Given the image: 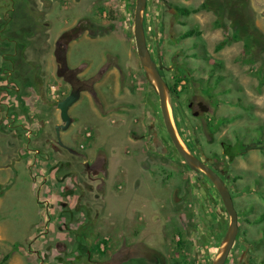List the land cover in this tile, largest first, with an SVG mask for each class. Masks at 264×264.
<instances>
[{"label": "rangeland", "instance_id": "374dc122", "mask_svg": "<svg viewBox=\"0 0 264 264\" xmlns=\"http://www.w3.org/2000/svg\"><path fill=\"white\" fill-rule=\"evenodd\" d=\"M204 1L148 0L145 34L169 84L179 67L193 73L177 111L170 96L181 140L213 155L229 176L239 238L225 264H264V222L249 224L241 213L264 212V146L252 142L258 128L264 138V86L252 73L264 72V0H209L210 9L189 16L170 5ZM135 8L136 0H0V264H213L223 250L230 216L214 183L188 166L170 138L137 53ZM89 16L98 21L92 33L79 26ZM236 25L252 33L249 62L243 40L216 50ZM192 28L201 36L182 39ZM63 35L75 38L65 61L82 67L80 76L108 68L97 95L83 93L61 132L87 160L57 143V103L70 90L59 75ZM216 63L215 76L224 78L214 93L204 91ZM201 100L211 110L196 118L187 104ZM222 115L234 120L211 132L209 119ZM237 135L251 144L229 160L221 143Z\"/></svg>", "mask_w": 264, "mask_h": 264}, {"label": "water", "instance_id": "95a60500", "mask_svg": "<svg viewBox=\"0 0 264 264\" xmlns=\"http://www.w3.org/2000/svg\"><path fill=\"white\" fill-rule=\"evenodd\" d=\"M147 3L148 0H136V8L134 14V37L137 53L145 70L147 78L150 80L159 95L162 116L174 146L192 170L203 172L210 178V180L216 186L222 198L226 211L230 216V224L224 236L223 250L213 263L225 264L239 234V213L235 206L234 197L229 184L207 162L189 151L179 136L177 127L173 121V117L171 114V90L169 84L161 74V70L152 56L145 34L144 13L147 8ZM65 48H68L67 44L65 45ZM80 94V89L73 88L71 92L64 99L59 100L57 104L62 119V123L56 125L57 141L59 145L65 147L69 152L73 154L80 153L77 152L76 149L66 145L62 141L61 131L67 130L72 125L73 117H71L69 111L71 107L79 100ZM200 107L204 112L209 111V107L203 102L200 103ZM156 146L157 151L162 152L160 141L156 142ZM227 178H229V176H227Z\"/></svg>", "mask_w": 264, "mask_h": 264}, {"label": "trees", "instance_id": "16d2710c", "mask_svg": "<svg viewBox=\"0 0 264 264\" xmlns=\"http://www.w3.org/2000/svg\"><path fill=\"white\" fill-rule=\"evenodd\" d=\"M170 5L182 16H189L191 14H195V13H198L200 11L210 9L209 0L202 2L200 5H198L196 7H188V6L177 5V4H173V3H170ZM111 17L114 18V12L111 13ZM215 25L219 26L220 24L218 21H216ZM239 28L240 27L238 25H236L235 26L236 30L232 34V36L231 37L229 36V37L225 38L224 40H222L221 42H219L216 46V50L220 51L226 45L231 44L232 42L243 40L244 41V52H243L242 60L245 62H249V59L247 57L250 56L253 52V45H252L253 36H252V33L243 34L242 29L239 30ZM251 30L255 33L258 32L257 27H251ZM201 34H202V31L199 28H192V29L185 31L181 35V38L185 39V38H190V37H194V36L199 37V36H201ZM21 51H19V52H21ZM15 59L16 58L14 57V60ZM14 60L11 57L7 58V62H13ZM219 67H221V64L216 63L215 68L211 69V71L209 72V77L206 79H202V81L204 83V88L206 87L205 89L203 88L204 91L211 90L214 93L215 90L217 89V87L219 86L220 82H222V79L224 78L223 75L215 76V70H216V68H219ZM252 73L255 74L259 80V88L264 86V72H261L259 70H255V71L253 70ZM162 74L166 78L164 71H162ZM184 74H186V72L184 70L179 69V71L176 75H180V76L177 77V79L174 83V86L171 87L172 93L176 94L175 96H177V97L180 96L182 93V90L179 89V86L182 84L181 82L184 79L183 78ZM31 78H32L31 75H28L26 77V83L29 85H32ZM188 82H190V80H188ZM184 90H187V87H185ZM176 106H177V104L173 103V107L175 108ZM233 120H234V118L229 117V115H222V116L213 117V118L209 119L208 127L211 130V132L215 133V132H218L220 130L221 126L227 125L228 123L232 122ZM256 131L258 134L257 135L258 138H256V139L252 138V142H256V144L258 146H264V138H263L262 128H258V129H256ZM227 140H228L227 143L223 142L224 143V145H223L224 155L228 156L230 160H232L233 158H235L237 156L244 155L245 152L247 150H249V146L251 144V143H248V145H247L245 143V141L242 140V138L239 135L236 136L235 141H233L231 139L230 140L227 139ZM242 178L243 177L241 175H235L233 179L239 180ZM244 191H251V189H250V187H246V188L240 190V192H244ZM253 211H254V207H250V208L242 209L241 213L244 215L246 221L249 224H261V223H263L264 222V212L254 219H250L249 217H247L250 213H253ZM224 234L222 236H224ZM179 243L182 244L181 242H179ZM105 244H107V242H105ZM87 252H90V251L87 250ZM8 258H9V255H7L4 258V260L6 261Z\"/></svg>", "mask_w": 264, "mask_h": 264}, {"label": "flooded vegetation", "instance_id": "af4514ba", "mask_svg": "<svg viewBox=\"0 0 264 264\" xmlns=\"http://www.w3.org/2000/svg\"><path fill=\"white\" fill-rule=\"evenodd\" d=\"M83 22H84V26H83ZM97 23H98V21H97V19L95 18L94 19V17H92V16H89V17H87V18H83L82 19V21H80V23H79V26H83L84 28H81V30L83 29L84 31H89V32H94L95 31V29H96V26H97ZM76 31H75V28L72 30V34L71 35H73V36H76ZM70 34V33H69ZM68 37V35H63L61 38L62 39H60V40H58L59 41V43H58V41H57V47H61L62 49H64V51L63 52H60V54H61V56L60 57H62L63 58V60L60 58V69H59V75L66 81V82H68L69 83V85H70V90H69V92L68 93H66L65 94V97L71 92V90L74 88V89H80V91H81V94H80V98H79V100L78 101H80L81 100V98L83 97L82 95H83V93H90L91 95H93V96H96L97 95V90H96V85L103 79V77H104V75L108 72V68L107 67H103L102 69H101V71L99 72V73H95L94 75H90V76H88V77H86V76H80V73L82 72V71H84L83 70V68L82 67H69L68 65H67V62L65 61L66 60V53L68 52V48H69V44H70V42L73 40V39H75V38H71L70 37V41H69V39L67 40V41H62V40H66V38ZM67 44V46H68V48L66 49L65 48V45ZM151 51V50H150ZM152 53V52H151ZM152 56H153V54H152ZM153 58H154V60L156 61V59H155V57L153 56ZM156 63H157V65H158V67L160 68V70H161V74H162V71H164V69H163V66L159 63V62H157L156 61ZM179 69H181V70H184L185 72H186V74H184L183 75V80H182V84L179 86V89L180 90H183V88H185V87H188V84L189 83H192L193 82V80H194V78H193V73L191 72V71H189V69H187V68H181V67H179L178 68V70L177 71H179ZM163 75V74H162ZM178 76H180V75H174L173 76V81H172V83L171 84H169L168 83V81L166 80V78H165V80L167 81V83L169 84V87H170V90H171V87H173L174 86V83H175V81H176V79H177V77ZM188 80H190V82H188ZM204 88V87H203ZM206 88V87H205ZM204 88V89H205ZM203 89V90H204ZM171 98L173 99V103L174 104H177V106L174 108L175 109V111H177V109H178V104H179V99H180V96H175L176 94H174V93H172V90H171ZM64 97V98H65ZM63 98V99H64ZM209 98H211V103H213L214 101H213V98L212 97H209ZM77 101V102H78ZM201 102H203L205 105H207L208 107H209V111L208 112H204V111H202V109H201V107H200V103ZM58 104V103H57ZM187 107H188V109H189V111L192 113V115L194 116V117H196V118H200L202 115H204V114H207V113H209L210 112V110H211V107L207 104V103H205L204 101H198L197 102V104H196V102L195 101H190L188 104H187ZM162 112V111H161ZM62 120V119H61ZM73 122H74V119H73ZM60 124V123H59ZM73 124V123H72ZM58 125V124H57ZM71 127V126H70ZM69 127V128H70ZM68 128V129H69ZM56 129V128H55ZM63 131H65V130H62L61 132H63ZM57 136V135H56ZM62 138V137H61ZM63 141V140H62ZM64 142V141H63ZM57 143H58V141H57ZM65 143V142H64ZM66 144V143H65ZM222 144V147H223V145H224V143L222 142L221 143ZM66 145H68V144H66ZM61 146V145H60ZM69 146V145H68ZM62 147V149H64L65 151H67V152H69L65 147H63V146H61ZM71 147V146H70ZM77 152H79L78 150H77ZM69 153H71V152H69ZM80 154H73V153H71V154H73V155H75V156H77V157H80V158H83L84 160H87V155L86 154H83L82 152H79ZM192 153H194L195 155H197L199 158H201V159H203L205 162H207L211 167H213L219 174H220V176L227 182L228 181V179L229 178H227V176H228V174L225 172V169H223L222 168V166H221V164L219 163V161H218V159L217 158H215L213 155H211V156H205L204 154H203V152H202V149H200L198 152H196V151H192ZM223 153H224V147H223ZM225 157H227L228 159H229V157L228 156H226L225 155ZM230 160V159H229ZM94 166H96V163H94ZM194 171V170H193ZM195 172H197V171H195ZM203 173V172H202ZM203 174H205V173H203ZM228 183V182H227Z\"/></svg>", "mask_w": 264, "mask_h": 264}, {"label": "built area", "instance_id": "2783aa9c", "mask_svg": "<svg viewBox=\"0 0 264 264\" xmlns=\"http://www.w3.org/2000/svg\"><path fill=\"white\" fill-rule=\"evenodd\" d=\"M92 136H93L92 131H87V132H86V138H87V139L92 138ZM81 147H82V148L84 147L83 144H81ZM102 246H103V245H102Z\"/></svg>", "mask_w": 264, "mask_h": 264}]
</instances>
